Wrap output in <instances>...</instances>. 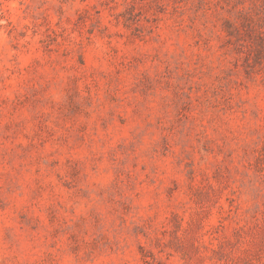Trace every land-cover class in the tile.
Here are the masks:
<instances>
[{
    "label": "rangeland",
    "instance_id": "374dc122",
    "mask_svg": "<svg viewBox=\"0 0 264 264\" xmlns=\"http://www.w3.org/2000/svg\"><path fill=\"white\" fill-rule=\"evenodd\" d=\"M0 264H264V0H0Z\"/></svg>",
    "mask_w": 264,
    "mask_h": 264
}]
</instances>
